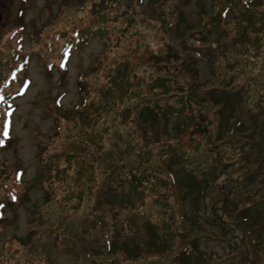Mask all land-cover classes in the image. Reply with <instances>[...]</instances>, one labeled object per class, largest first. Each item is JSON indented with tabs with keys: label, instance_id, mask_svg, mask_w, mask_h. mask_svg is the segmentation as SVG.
Listing matches in <instances>:
<instances>
[{
	"label": "rangeland",
	"instance_id": "obj_1",
	"mask_svg": "<svg viewBox=\"0 0 264 264\" xmlns=\"http://www.w3.org/2000/svg\"><path fill=\"white\" fill-rule=\"evenodd\" d=\"M229 1L0 0V70H20L21 63L24 68L10 88L14 93L0 90V133L9 120L2 116L11 110L5 111L6 105L14 94L21 95L13 101L10 138L0 137V145H7L0 147V264H81L90 245L103 249L104 244L118 251L91 258V263L264 264V176L252 174V165L242 166L238 161L242 154L254 159L258 152L244 149L233 133L216 141L217 116L210 106L205 110L214 122L208 126L209 144V136L190 134V128L167 150L161 142L154 145L157 138L161 141L162 126L173 135V126L181 118L174 115L172 121H159L134 100L137 92L146 97L156 78L168 86L183 87L194 82L193 78L205 82L215 71H223L225 77L224 71H233L231 66L238 60L248 61L232 73L239 82L252 75L264 82V39L252 47L256 32L242 13L245 1H231L233 7L221 14ZM260 10L264 18V6ZM242 34L245 39L239 40ZM71 45L74 50L67 57L66 48ZM247 49L259 55L249 57ZM174 53L180 62L172 61ZM22 56H28V62ZM45 61L50 64L46 66ZM130 72V83H124L121 75ZM170 75L176 76V82L166 79ZM224 81L228 84L231 79ZM208 86L202 88L211 89ZM251 89L245 109L239 111L236 100H231V106L241 117L248 112L259 114L250 124V133L255 126L261 140L264 96L259 99L257 95L263 90L260 86ZM109 96L120 115L108 111ZM84 100L87 107L81 104ZM175 100L170 95L166 98L171 107L179 109ZM218 100L220 106L225 105L224 96ZM89 119L97 123L91 129ZM228 120L227 125L238 122L232 115ZM92 135L103 138L92 139ZM139 146L162 167L159 178L150 180L149 187L154 189H140L143 196L123 179L129 162L115 163L128 156L120 150L134 148L131 158L137 159ZM192 146L203 147L194 149L197 162L190 169L201 174L197 177L200 186L209 188L203 192L204 199L193 194L195 185L185 166L173 164L183 188L169 182L162 166L171 154L182 160L183 152L195 155ZM101 147L109 162L101 165L102 182L95 188L89 175V149L99 156ZM220 157L224 164L234 163L226 174L216 165ZM119 176L121 183H117ZM227 178L230 183L239 180L242 188L235 182L232 200L225 204L218 190L227 192ZM135 241L139 252H132Z\"/></svg>",
	"mask_w": 264,
	"mask_h": 264
},
{
	"label": "trees",
	"instance_id": "obj_2",
	"mask_svg": "<svg viewBox=\"0 0 264 264\" xmlns=\"http://www.w3.org/2000/svg\"><path fill=\"white\" fill-rule=\"evenodd\" d=\"M233 1V0H231ZM231 1L224 3L225 6L227 7L226 9H223L221 14L224 11L230 10V8L233 7L234 3H232ZM236 1V0H235ZM244 2V6H243V10L242 13L245 15L244 18H247L249 22H247L249 24V27L253 28V32H256L255 35V42H252V47L256 48L258 45V43H261L263 41V36H264V18L262 17L261 14L262 11L260 10L261 7L264 6V2L263 0H237L238 3L240 2ZM255 2H258V4H256ZM262 2V3H261ZM241 4V3H240ZM83 5V4H82ZM78 9H82L81 5L79 6ZM227 15V14H226ZM253 18V20L251 21V19ZM204 26H206V24H204ZM210 26V25H209ZM190 30H194L193 28H190ZM198 29H196L195 31H197ZM197 33V32H195ZM192 34L190 36H188V41L189 38L191 39L192 36L195 35ZM260 33H262V35H260ZM203 34L207 35L208 34V30H204ZM201 39V38H200ZM197 40V42L203 43L202 40ZM240 39H245V35H240V37L238 38ZM79 43V42H78ZM70 51V53H72V51L74 50V46L71 45L70 48H66ZM200 52V51H199ZM201 53V52H200ZM246 54L250 57L254 55H259V53H251L250 49L246 50ZM173 55H175L174 60L172 59V61H181L178 53H174ZM199 58H203L202 54H199ZM45 59V58H44ZM190 57L187 58L186 60H188V62H190ZM17 60H20L19 58ZM22 61H27L28 62V56H22L21 57ZM185 60V61H186ZM46 64V66H48L50 63L47 64V61L44 62ZM192 63V62H191ZM248 61L246 62V60H238L237 62L234 63V65L231 66V70L233 69V71H230L229 69H227V65H226V71H224L225 73V77L221 76V73L223 71H219V72H214V77L202 82L201 80L194 79V82H192L191 84H185L183 87H176V86H168L166 84L165 81L160 80L159 78H156L155 81H153L152 83H150V86L147 88V94L146 97L141 96L138 92L135 93V97L134 100L135 102H138V106L139 107H144L145 109H143V111H145L144 113H146L148 116H152L154 115L155 118H157L159 121H169V120H173L174 119V115H176L177 118H181V120H179L174 126V134L170 135L167 132V126L163 125V131L160 134L161 135V141L159 138H157L158 140H154V145L156 143H162L165 146V149L167 150L168 148H170L173 145V141L177 140L180 136H182L183 134L187 133V131L191 128L192 131L190 132V134L193 133H203L207 136H209L208 138V142L207 144L210 143V139H211V134L209 132L208 126L214 124V122H211V120L209 121V119L206 117V113L205 110L207 107H211V109L213 110V113L216 114L217 118L215 121L216 124V128L215 131H217V138L216 141H220L221 139H223L224 137H227L230 133H233L236 135V137H238V141L240 143H242L243 148L244 149H248L249 150H256L257 156H254L255 158L252 159L251 157H247L244 158L243 154L241 155V157H243V159L238 160L239 163H244L242 166H244L245 164L247 165H252L251 167L255 168V172L253 171V173H255L256 175H263L264 176V170L261 172V169L264 167V135H262V139L258 140L257 139V131H256V127L254 126L253 129L254 131L252 133H250V124H254L255 123V117H258L259 114L256 115V113H254V115L256 116H250L249 112L247 114L246 117H241V115L239 114V111L245 109V105L246 102L248 101L249 98V93L251 90L252 93V89L253 86H260L263 90L262 93H260L259 95H257V98L259 97V99L263 98L264 96V82L261 83L259 82L258 78H255L253 75L251 77H249L248 79H246V82H239L237 80L236 77L233 76L232 73L235 72L236 69H239V66H243L245 64H247ZM60 64V61H59ZM58 64V65H59ZM185 65L186 62L184 63ZM20 67L23 68V63L20 64ZM54 67V65H52V68ZM127 70L128 67L124 66ZM21 70V68H20ZM19 68L17 67L16 69H13V67H11L9 70H0V89L3 87V84L5 82V80L7 78L10 77V75L12 73H20ZM126 70V71H127ZM24 71V70H23ZM22 71V73H23ZM170 73V71H169ZM7 74V77L4 79V76ZM218 75V76H216ZM118 77H120V75H117ZM131 76V72L129 74H123L121 75L122 80H124V83H130V78ZM228 77H230L231 81L227 84L225 83L224 80H226ZM162 79V78H161ZM166 79H174V81L176 82V76H172L170 75L168 78ZM221 79H224L223 81H221ZM237 83V85H235V83ZM159 83H162L161 85ZM175 84H179L180 83H175ZM193 84V86L191 87V85ZM261 84V85H259ZM204 85H209L208 87H210L211 89H206V88H202ZM213 85H215V87H212ZM222 86V90L220 88H218L219 86ZM112 87H114L112 85ZM207 87V88H208ZM158 89V91H156L151 97H147V95L149 93H151L152 91ZM10 90V94L14 93V89H9ZM128 90V89H127ZM109 91L111 92V94H113L114 91H112V89L110 88ZM222 94V95H219ZM15 95V94H14ZM169 95L173 98H175V105H179L180 108L176 109L170 106V104L166 101V98L169 97ZM224 96V101H225V105H221L220 103H218V97ZM252 96V95H251ZM256 96V95H255ZM109 98V105H108V111H111L113 113H115V115H117L119 113L120 115V110L119 108H116V104L112 103V98L111 96L108 97ZM239 99L244 100L243 102H241ZM125 99H123L124 101ZM217 100V101H216ZM231 100H236V102L238 101V106H241L239 111H235L233 110V106H231ZM82 106L83 107H87L88 106V102L87 100L82 101ZM136 106L137 104L134 103ZM244 105V106H243ZM142 111V112H143ZM228 114L231 116H235L237 117L238 122L236 121V123L234 124H230L227 125L226 122H231V120H228L230 118V116L228 117ZM118 117V116H117ZM228 117V118H227ZM250 118V119H249ZM243 119V121H241ZM94 124L97 123H93L91 124V119H89V129H91L93 127ZM227 125V127H226ZM8 129H3V132L0 133V137L4 139H9L6 137V133L9 135V125H7ZM109 128L105 127L104 131L105 132H109ZM92 131H94V128L92 129ZM84 132H87V130H85ZM83 132V133H84ZM81 133V134H83ZM79 135H81L80 133H78ZM86 136L88 135V133L85 134ZM100 137L103 138V136L100 135H92V139L96 138V137ZM242 136V137H241ZM81 137V136H79ZM109 137V136H108ZM84 138V137H82ZM91 139V140H92ZM226 138L223 140L225 141ZM230 140V139H229ZM125 145H128L129 142H125L123 140ZM241 146V147H242ZM1 148L7 147L6 144L0 145ZM193 153L195 155H192L191 153L183 152L182 153V159H179L178 157L174 156L173 154H171V159L170 161L168 160L166 161H162V163H168V165L162 164L163 166V170L165 171V173L167 174L166 177L169 180V182L171 184H176L177 187H182L181 182L179 181V178L176 179L175 174L173 172L176 173V171H174L173 169V164L175 163L176 166H182L184 168V170L187 173V177L189 178V180L193 181L194 185H195V189L196 191L193 192V194L196 195V197H200L201 199H204L203 197V192H205L206 189H209L207 185H205L204 187H201L202 183L200 184L198 181L199 176H201V174L198 176L196 174V172L192 171L190 169V167H192L191 163H196V161H194V157L197 159V154L194 151L195 150H201L203 149V147H200L198 149H196V147L194 148V146H192L190 148ZM100 151L102 153H99L98 155H95V152L93 153L90 149H89V175L92 176V180L95 182V188L100 184V182H102L101 180V175H100V167L101 165H108L109 160L106 159V151H104V149L101 147ZM129 151V150H128ZM244 152L245 153L247 152ZM120 152H122V154H127L128 156H124V157H119V159L115 162H125V164L127 165V163L129 162V166H128V173L127 176H124V181L126 183L129 184L131 190L135 191L136 193L143 196V190L140 191V189H154L153 185H151L149 187V183L150 180L154 179V178H159L160 172H161V168L160 166H158V162L156 160L153 159V155L149 154V152H144V150L139 146V150H137V152L139 153V155L137 156V159H132L131 155L134 152V148L132 150H130L129 152L126 151H122L120 150ZM220 153V152H219ZM130 155V156H129ZM194 156V157H193ZM70 159H75V156H69ZM125 158V159H124ZM155 158V157H154ZM229 161V160H227ZM171 162V163H170ZM179 163V164H178ZM236 163L235 164H239ZM121 164V163H120ZM119 164V165H120ZM234 163H227L224 164L223 163V159L222 157H220L219 162H216V165H219L220 167H222L223 169V174L228 173L229 169L233 166ZM114 166H118V165H113ZM112 167H110L109 169H111ZM241 167V166H240ZM261 172V173H260ZM193 173V174H192ZM260 173V174H259ZM251 174V175H252ZM198 177V178H197ZM257 177V176H256ZM255 177V178H256ZM202 178V177H201ZM117 183H121L122 181V176H119L117 178ZM174 179V180H173ZM228 182L230 181L229 178ZM254 176L252 177L251 181H253ZM88 182H90V178L88 180ZM235 182L237 183V187L242 188V185L239 183V180H232L231 183L229 182V184L226 183L225 188H227V192L223 189L218 190V192H221V194L219 195V197L222 198L223 203L228 204V202H230L232 199V193H233V189L235 186ZM247 182V181H246ZM244 183V182H243ZM197 185L199 186V190L196 188ZM201 185V186H200ZM262 185H264V179L262 180ZM191 188V187H190ZM189 188V190H190ZM89 191H91V188H89ZM66 199L69 201L71 200L70 198H68V195L66 196ZM65 199V200H66ZM81 199V197H80ZM221 199H219L218 201H220ZM206 205V202H204ZM229 208V207H228ZM214 208H212V210H214ZM221 211H224L223 208H221ZM225 212V211H224ZM214 213V211H213ZM102 220V219H101ZM247 221V220H246ZM193 231L196 232H205L201 229H197V228H192ZM102 233V232H100ZM103 236H101V239L103 240ZM55 240V239H54ZM136 242V241H135ZM132 244V252L133 250H135L137 252H139V248H137L138 246V242ZM94 244L99 245L97 243V241L94 239ZM102 247V245H99ZM109 249V251L107 250ZM118 250H116V246H109L106 247L104 244V248L102 249H96V247L93 246H89V252H87L88 254L84 255L83 257L81 256V260L82 263L81 264H93L91 263V260L93 258H97V257H105L107 256V254L112 253V252H117ZM126 258H130L132 259L133 257H130L131 254L126 255ZM52 257H49L47 260H52ZM92 258V259H91ZM137 257L135 256L133 259H136ZM53 261V260H52ZM88 261V262H87Z\"/></svg>",
	"mask_w": 264,
	"mask_h": 264
}]
</instances>
